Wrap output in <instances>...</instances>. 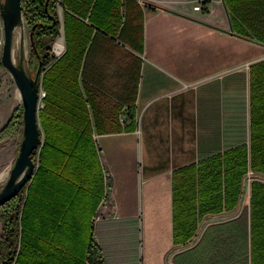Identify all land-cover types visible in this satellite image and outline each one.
<instances>
[{
    "label": "crops",
    "instance_id": "0c3cea01",
    "mask_svg": "<svg viewBox=\"0 0 264 264\" xmlns=\"http://www.w3.org/2000/svg\"><path fill=\"white\" fill-rule=\"evenodd\" d=\"M115 11L93 30L80 78L101 168L94 214L88 195L56 197L43 170L39 222L82 225L83 239L90 223L95 239L101 223L134 226L138 264H188L197 229L176 244L175 228L193 192L198 264H264V0H118Z\"/></svg>",
    "mask_w": 264,
    "mask_h": 264
},
{
    "label": "trees",
    "instance_id": "16d2710c",
    "mask_svg": "<svg viewBox=\"0 0 264 264\" xmlns=\"http://www.w3.org/2000/svg\"><path fill=\"white\" fill-rule=\"evenodd\" d=\"M21 4L24 23L30 32L36 26L33 30L34 47L30 63H37L38 67L36 50L44 73L42 88L45 97L42 99L43 108L39 110L42 130L40 136H44V142L40 152L38 148L33 153L35 163L39 156L40 166L31 182L0 208L3 219L0 264H105L103 251L99 249L94 238L92 223L85 225L89 226L91 233L89 238L83 239L82 225L39 222L40 209L36 207L35 185L37 179L39 184L41 179L44 180L43 170H46L47 178L55 174L53 186H56L58 192L56 197L60 195L70 202L81 200L82 195H88L92 200L91 217L93 216L97 199H94L90 190L97 177L100 179L101 168L89 128L88 103L80 81L83 75L82 60L93 30L108 31V24L115 20L118 0H21ZM59 6L66 10L64 30L67 47L65 53L57 58L52 52L53 47L45 45L44 38L51 36L53 41L59 37ZM88 13V23H85ZM52 17L57 20L55 25L46 27L45 25L53 22ZM40 46L42 51L39 50ZM12 123L13 120L2 130L0 138L5 139L12 135ZM50 183L47 179L48 191L51 188ZM78 185L80 188L74 194L66 192L68 187ZM81 188L89 192H84ZM195 199L196 194L190 192L185 207L181 209L182 222L176 223L175 228L176 244L187 243L197 229L195 216L198 208ZM68 230H72L78 237L66 236ZM43 239L47 243H43ZM83 242L86 251H81V256L67 251L72 245L81 248ZM51 243L57 247H53ZM40 247L42 250L37 255ZM186 251H190L188 264H198V243ZM42 254L47 259L46 256L42 259Z\"/></svg>",
    "mask_w": 264,
    "mask_h": 264
},
{
    "label": "rangeland",
    "instance_id": "374dc122",
    "mask_svg": "<svg viewBox=\"0 0 264 264\" xmlns=\"http://www.w3.org/2000/svg\"><path fill=\"white\" fill-rule=\"evenodd\" d=\"M62 16V10L60 9ZM30 29L26 23H24V29H17L14 34L13 42V59L15 62L19 60L21 38L24 39V47L26 53L25 66L32 75L37 70V63L34 65L30 63L32 55V46L29 39ZM64 36L63 34V19H61V26L59 28V37L51 41V36L44 38L46 46H51ZM4 43V28L3 21L0 12V53H2V47ZM56 46V44H55ZM28 47V48H27ZM29 49V50H28ZM42 51V46L39 47ZM55 51V50H54ZM56 52V51H55ZM53 53L56 57L58 55ZM42 88V87H41ZM43 90V88H42ZM44 91V90H43ZM18 90L15 82L9 73V71L3 67H0V133L7 126V124L13 120L12 123V135L5 139L0 138V190L6 184L12 166L17 158L19 148L23 138V103L21 96L18 95ZM39 107H42V101H40ZM3 231V219L2 212H0V241ZM137 229L133 226L124 227L120 223L109 224L101 223L98 225V236L96 237V243L100 246V250L103 251L105 264H138L141 257L139 242L141 238L137 236ZM198 243V225L195 237L191 240L189 247Z\"/></svg>",
    "mask_w": 264,
    "mask_h": 264
},
{
    "label": "water",
    "instance_id": "95a60500",
    "mask_svg": "<svg viewBox=\"0 0 264 264\" xmlns=\"http://www.w3.org/2000/svg\"><path fill=\"white\" fill-rule=\"evenodd\" d=\"M0 12L4 28L1 63L11 74L23 103V138L9 178L0 190L1 208L14 199L26 185L28 186L35 174L36 163L33 160V153L42 143L39 124L42 64L37 51L34 50L38 60V67L34 75L28 71L25 66L26 53L23 37L21 38L19 60L15 62L13 59L14 34L17 29H21V31L24 29L21 0H2ZM52 20L51 24L45 26H54L57 20L54 17H52ZM35 27L29 33L32 47H34L33 30Z\"/></svg>",
    "mask_w": 264,
    "mask_h": 264
},
{
    "label": "built area",
    "instance_id": "2783aa9c",
    "mask_svg": "<svg viewBox=\"0 0 264 264\" xmlns=\"http://www.w3.org/2000/svg\"><path fill=\"white\" fill-rule=\"evenodd\" d=\"M142 4H144V5H148V3L146 2H143L142 1ZM193 9L195 10V11H201L202 10V5H201V2H196L195 3V5H194V7H193ZM55 45V44H54ZM52 52L54 53L55 51H54V48H53V50H52ZM56 53V52H55ZM57 54V53H56ZM62 54V53H61ZM61 54H57L58 56H60ZM45 97V92L42 90V88H41V91H40V99H41V101H42V99Z\"/></svg>",
    "mask_w": 264,
    "mask_h": 264
},
{
    "label": "bare ground",
    "instance_id": "6f19581e",
    "mask_svg": "<svg viewBox=\"0 0 264 264\" xmlns=\"http://www.w3.org/2000/svg\"><path fill=\"white\" fill-rule=\"evenodd\" d=\"M55 46V45H54ZM28 48V47H27ZM29 50V49H28ZM54 50L56 51L57 54H61L64 51V46L62 45V39L59 40L56 44V47L54 48ZM13 54H14V50H13ZM18 90V89H17ZM19 92V91H18ZM18 95H20V93H18Z\"/></svg>",
    "mask_w": 264,
    "mask_h": 264
}]
</instances>
